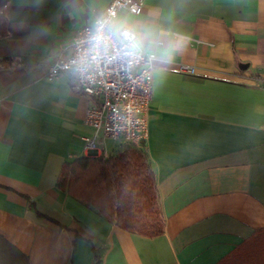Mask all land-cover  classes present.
<instances>
[{"label": "crops", "instance_id": "0c3cea01", "mask_svg": "<svg viewBox=\"0 0 264 264\" xmlns=\"http://www.w3.org/2000/svg\"><path fill=\"white\" fill-rule=\"evenodd\" d=\"M109 2L0 0V59H12L0 66V264H14L9 246L30 264H95L94 254L100 264H220L264 229V0H145L139 15L118 14L169 45L167 62L152 64L142 145L163 221L156 237L56 186L65 162L89 155L93 100L70 74L45 72ZM122 147L106 139L94 155Z\"/></svg>", "mask_w": 264, "mask_h": 264}, {"label": "trees", "instance_id": "16d2710c", "mask_svg": "<svg viewBox=\"0 0 264 264\" xmlns=\"http://www.w3.org/2000/svg\"><path fill=\"white\" fill-rule=\"evenodd\" d=\"M1 58L0 66H9ZM56 186L120 229L144 237L163 233L155 175L142 147L124 146L107 158L83 155L62 165ZM14 252V264H30ZM21 258L20 261H18ZM95 264H100L94 254ZM220 264H264V229L257 230L237 246Z\"/></svg>", "mask_w": 264, "mask_h": 264}, {"label": "built area", "instance_id": "2783aa9c", "mask_svg": "<svg viewBox=\"0 0 264 264\" xmlns=\"http://www.w3.org/2000/svg\"><path fill=\"white\" fill-rule=\"evenodd\" d=\"M144 2L145 0H110L101 12L97 13L93 9L91 21L73 32L67 56L56 58L45 72L47 81H53L61 72L70 74L74 89L93 100L83 120L84 124L92 128V134L82 138L87 152L98 153L106 139L120 140L123 146L140 148L148 138L152 63L132 67L113 64L86 78L73 75L66 69L97 15L107 12L139 15ZM179 71L194 74L195 68L181 64Z\"/></svg>", "mask_w": 264, "mask_h": 264}, {"label": "clouds", "instance_id": "9594fccd", "mask_svg": "<svg viewBox=\"0 0 264 264\" xmlns=\"http://www.w3.org/2000/svg\"><path fill=\"white\" fill-rule=\"evenodd\" d=\"M179 43L171 50L178 51ZM168 53L167 41L155 40L150 29L107 12L92 20L66 69L73 75L86 78L113 64L132 67L167 62Z\"/></svg>", "mask_w": 264, "mask_h": 264}, {"label": "water", "instance_id": "95a60500", "mask_svg": "<svg viewBox=\"0 0 264 264\" xmlns=\"http://www.w3.org/2000/svg\"><path fill=\"white\" fill-rule=\"evenodd\" d=\"M95 154V152H89V155H94Z\"/></svg>", "mask_w": 264, "mask_h": 264}, {"label": "rangeland", "instance_id": "374dc122", "mask_svg": "<svg viewBox=\"0 0 264 264\" xmlns=\"http://www.w3.org/2000/svg\"><path fill=\"white\" fill-rule=\"evenodd\" d=\"M109 143V142H108ZM109 145V144H108ZM96 156H98V155H96ZM105 158V157H104Z\"/></svg>", "mask_w": 264, "mask_h": 264}]
</instances>
